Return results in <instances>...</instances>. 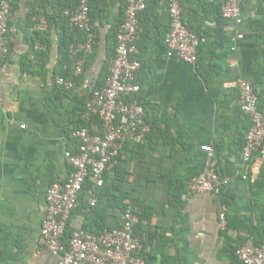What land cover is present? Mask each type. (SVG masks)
I'll list each match as a JSON object with an SVG mask.
<instances>
[{"label": "crops", "instance_id": "crops-1", "mask_svg": "<svg viewBox=\"0 0 264 264\" xmlns=\"http://www.w3.org/2000/svg\"><path fill=\"white\" fill-rule=\"evenodd\" d=\"M222 2L180 0L184 24L205 39L198 65L203 62L206 75L198 65L168 58L163 44L155 42L165 30V10L157 9L145 21L150 32L138 56V97L153 124L151 135L140 148L124 145L118 166L95 188L107 227L119 225L117 207L104 208L113 197L127 196L137 213L147 211L138 235L148 264H239L236 251L249 238L264 243V142L243 167L247 120L237 85L240 77L251 81L253 69L264 66V0L242 5L243 39L235 51V29L221 17ZM8 30L10 56L0 66V264H57L39 243L46 192L71 172L64 154L77 148L71 134L113 49L108 52L105 29L83 74L65 91L54 81L61 34L54 2L14 0ZM210 156L220 198L186 188L205 171ZM171 193L177 195L172 202ZM221 205L226 207L224 229L218 221ZM88 206L87 194H81L67 237L79 225L97 227L99 217H90Z\"/></svg>", "mask_w": 264, "mask_h": 264}, {"label": "built area", "instance_id": "built-area-1", "mask_svg": "<svg viewBox=\"0 0 264 264\" xmlns=\"http://www.w3.org/2000/svg\"><path fill=\"white\" fill-rule=\"evenodd\" d=\"M13 1L0 0V66L10 56L8 25ZM247 1L226 0L220 9L221 17L235 29L231 51H235L236 43L243 39L239 28L242 25V5ZM157 2L167 10L169 18L168 32L164 38L166 56L197 66L198 51L205 39L184 24L180 0ZM126 4L123 22L116 31L114 58L109 64L108 76L103 87L91 91L85 101L84 111L80 115L84 126L71 134L78 143L76 150L64 154L71 172L65 181L54 182L46 192V213L39 243L55 258L57 264H146L143 245L135 234L139 218L129 199L124 201L119 228L93 234L79 225L71 231L67 244L64 242L70 217L87 182L91 184L87 191L88 205L94 207L97 203L95 188L103 186L104 174L117 164L123 146L128 143L142 146L150 133L145 122V111L136 100L140 92L138 74L141 69L137 60L140 54L137 44L142 32L138 16L145 11L147 0H126ZM88 13V0H79L75 11L63 12L71 30L86 34L85 42L69 44V54L74 59L69 67L71 78H54L56 85L65 91H71L73 79L83 74L84 59L80 56H86L92 49L94 36ZM63 68L68 69L66 65ZM237 85L239 109L250 122L241 151V164L247 168L264 142V115L257 109L259 92L252 83L240 77ZM201 150L212 152L210 147H202ZM186 188L190 194L218 198L220 179L216 162L211 156L206 162L205 171L191 178ZM218 221L220 229H224L226 207L223 205L220 206ZM236 257L239 264H264V246L256 245L249 238L236 251Z\"/></svg>", "mask_w": 264, "mask_h": 264}, {"label": "trees", "instance_id": "trees-1", "mask_svg": "<svg viewBox=\"0 0 264 264\" xmlns=\"http://www.w3.org/2000/svg\"><path fill=\"white\" fill-rule=\"evenodd\" d=\"M52 1L54 2V4L56 5V7L58 9L59 24L61 26V34H60V38H59V48H58L59 57H60L59 58V68H58L57 73H55V76H60L64 79H69V78H71V71L69 70V67L72 64V62L74 61V59L69 54V44L72 42H78V43L85 42L86 41V34L75 31V30H71L69 27V24H68V20L64 17L63 12L65 10L75 11L78 8L79 0H52ZM225 1L226 0H223L222 4ZM126 6H127L126 0H88V10H89L88 14H89V19H90V27H91L94 39H93L91 51L86 56H84V55L80 56L82 59H84V65L85 66L87 64H89L90 59L93 58V53L96 50L97 42L100 40V36L102 35V32L105 31V29L107 30L106 34H105V41L107 43L108 52L111 53L110 51L113 49V55L109 54L108 59L112 60L114 58L116 31H117L118 27L123 22ZM157 9L165 10L166 15H167V20H166L167 23L165 26V30L163 32L160 31L159 35L157 34L158 37H155V42L157 44H160V43L163 44V46L165 48L164 38H165V35L167 34L168 28H169V18H168L167 10L164 7H160L157 0H147L145 11H143L138 16L139 25L142 29L140 40L137 44L139 51H143V48H145L146 38L150 32V30L147 26V22L145 23V21H150L152 14H154ZM115 12L117 14L116 17L114 14ZM41 40L46 41L45 39H41ZM41 40H40V42L43 43V41H41ZM112 43H113V45H112ZM205 47L206 46L204 43L203 45L200 46L198 52L201 53ZM111 60H110V62H111ZM137 60L140 62L139 57H137ZM140 64H141V62H140ZM65 65L68 67L67 70H64V68H63ZM108 68H109V66L107 65V61H105L104 65H103L105 75L102 78L101 82H99L98 85L95 88H93V90H98V89L103 87L104 81L108 76ZM198 68H199L200 72H202L203 75H206L207 71L205 69L203 62H202V64L198 65ZM79 77H81V76H79ZM79 77L74 78L73 81H75ZM250 79H251L250 82L252 83L253 88L258 90V92H259L258 93L257 109L261 114L264 115V66H260V67H257L256 69H253V71L251 72V75H250ZM90 93L88 94L87 98L90 96ZM136 100L138 101V104L145 111L146 107L140 102L138 95L136 96ZM84 108H85V103L83 104V108L81 109V113L84 111ZM241 114L243 115L242 112H241ZM244 117L247 120V127L245 130V133H246L248 131V129L250 128V122L246 116H244ZM145 122L150 128V133L148 134L146 142L143 145H145L147 143V141L149 140V137L151 135V130L153 128V124L151 122H149V120H147L146 113H145ZM83 126H84V123L80 119L78 128H81ZM244 136H243V139H244ZM127 145H129L133 148H140L143 146V145L142 146H133L129 143ZM120 154H121V152H120ZM120 157L121 156L119 155V157L117 159V164L111 170L115 169L118 166V164L120 162ZM261 184L264 186V180L261 182ZM90 187H91V184L89 182H87V184H86V186H85V188L81 194H87V191ZM221 193H222V189L220 188V194H219L218 198L221 197ZM96 197H97L96 205L94 207L88 206L87 212H88V215L90 217L91 216L93 217L95 215L99 217L98 222L96 224L97 227L96 226L92 227L91 225H85V224L83 227L86 231H88L90 233L100 234L105 229L111 230L113 228L107 227L105 225V221H104L105 220L104 219L105 218V216H104L105 210L104 209H102V211L100 210L101 203H102L101 202V195L100 196L97 195ZM176 198H177V195H174L172 193L169 196L170 202H172L173 199H176ZM113 199H114L113 201H110V202L107 201L104 204V208L108 207V206H110V207L116 206L117 207L118 215H119L118 216L119 217V225L116 228H119L121 225L120 216H121V213H122L123 208H124V201L126 199H130V198H128L127 196H121L120 198L119 197L118 198L113 197ZM221 204H223V203L221 202ZM99 211H100V213H99ZM137 215L139 218V223L136 226L135 234H136V236L139 237L138 231L140 229L141 221L143 220V218L147 217V211H145L144 214L137 213ZM101 220H103V221H101ZM253 234L254 233L252 232V235ZM68 237L65 234V238H64L65 244H67ZM254 243L256 245H263L264 246V243H262V242L254 241ZM143 256L146 260V264H148L144 251H143Z\"/></svg>", "mask_w": 264, "mask_h": 264}]
</instances>
